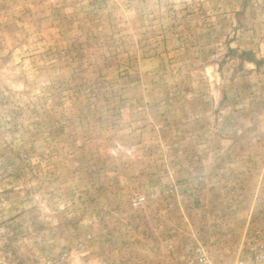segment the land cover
I'll list each match as a JSON object with an SVG mask.
<instances>
[{"label": "rangeland", "instance_id": "rangeland-1", "mask_svg": "<svg viewBox=\"0 0 264 264\" xmlns=\"http://www.w3.org/2000/svg\"><path fill=\"white\" fill-rule=\"evenodd\" d=\"M264 255V0H0V264Z\"/></svg>", "mask_w": 264, "mask_h": 264}, {"label": "built area", "instance_id": "built-area-1", "mask_svg": "<svg viewBox=\"0 0 264 264\" xmlns=\"http://www.w3.org/2000/svg\"><path fill=\"white\" fill-rule=\"evenodd\" d=\"M196 264H217L211 260L206 254H199ZM235 264H264V255L259 256L256 261L239 259Z\"/></svg>", "mask_w": 264, "mask_h": 264}]
</instances>
